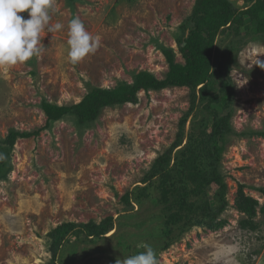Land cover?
<instances>
[{
  "label": "rangeland",
  "instance_id": "374dc122",
  "mask_svg": "<svg viewBox=\"0 0 264 264\" xmlns=\"http://www.w3.org/2000/svg\"><path fill=\"white\" fill-rule=\"evenodd\" d=\"M230 1L238 9L248 5L247 0ZM195 4L53 0L49 25L41 34V55L0 66V141L12 130H40L37 136L17 140L12 171L0 181V264H116L143 251L142 244L154 250L158 264H264V138L253 134L264 132V70L240 65L237 58L250 42L264 43L250 25L238 36H218L212 86L205 98L197 90L193 113L191 90L168 88L141 92L136 103L105 108L85 127L68 115L44 129L43 101L77 105L93 89L132 84L143 71L164 79L169 66L163 50L173 49L177 61L184 62L177 41L192 27ZM20 15L28 18L27 12ZM74 17L96 38L95 52L77 64L67 60V25ZM57 22L64 28L48 33L47 27ZM240 73L246 78L243 85L237 79ZM224 86L230 90L223 91ZM228 116L234 133L214 140L224 146L218 166L224 192L200 150L210 141L214 123ZM194 148L196 171L212 182L204 195L189 200L215 211L226 203L216 222L224 226L214 229L205 219L183 232L175 228L168 238L166 220L178 208L160 201L156 171L152 180L148 178L161 156L168 155L165 167H174L180 159H189ZM150 181L149 190H144ZM240 191L258 201L255 218L238 208ZM127 193L133 197L131 206L123 200ZM108 217L114 218L116 229L106 238L92 242L69 236L53 260L55 244L49 233L56 227L100 223ZM245 221H253L256 229L243 227Z\"/></svg>",
  "mask_w": 264,
  "mask_h": 264
},
{
  "label": "trees",
  "instance_id": "16d2710c",
  "mask_svg": "<svg viewBox=\"0 0 264 264\" xmlns=\"http://www.w3.org/2000/svg\"><path fill=\"white\" fill-rule=\"evenodd\" d=\"M247 4L246 7L238 9L230 0H196L190 19L192 27L187 28V35H183L177 41L183 63L177 61L173 49H164L163 53L169 71L162 80L157 79L150 72L143 71L134 76L132 84L121 83L113 89H93L77 105L59 106L43 101L42 110L47 117L44 129H51L54 123L63 120L68 115L76 116L78 119L77 125L85 127L97 120L105 108L136 103L141 92L149 93L150 91H160L168 88H189L192 92L189 112L193 113L198 98L197 90L203 91V97L205 98L209 86H212L211 82L214 75L212 56L218 36L221 33L230 32L238 36L241 34L243 27L250 25L257 34L264 38V0H247ZM222 90L229 91L230 87L224 86ZM39 131L28 133L12 130L6 139L0 141V181L6 180L12 171L11 154L17 140L37 136ZM233 133L229 116L216 121L210 141L206 143L204 150H200L204 158L214 167L213 180L224 192L226 185L218 172L224 146L218 145L214 140L217 138L224 140ZM253 134L264 138V132ZM242 136L245 135L242 134ZM197 151L196 148L191 150L192 155L188 156L189 159H180L174 167H165L168 155L161 156L154 164L153 174L148 178L152 180L156 171V175L159 176L160 201L166 205L173 202L171 207L178 208L177 212L171 213L167 217L165 236L168 238L174 234L175 228L183 232L185 228L202 225L201 222H204L205 219L211 222L214 229L224 226V222H216L218 216L225 211L226 203L215 211L208 205L201 206L195 201L189 200L191 195H204V190L212 182L207 176L197 172L198 169L195 167L198 158V155L196 156ZM182 153H185V151ZM186 182L192 184V188H188ZM147 183L148 185L143 188L146 191L149 190L150 187L148 186L152 182ZM174 184H182V189H175ZM220 196L221 200L225 199L224 194L221 193ZM132 198L131 193H127L123 200L126 205L131 206L133 203ZM174 198L176 199L173 200ZM237 204L238 208L250 219L257 216L258 201L246 197L242 191L239 193ZM195 215H200L202 218L198 219ZM201 219L202 221H200ZM242 224L246 229H256L253 221H245ZM115 229L114 218L112 217H108L100 223L94 221L86 224L64 223L49 233V237L55 244V247L52 250L50 249L53 260H56L58 251L65 244L67 237L74 236L78 239L83 236L88 241L94 242L106 238Z\"/></svg>",
  "mask_w": 264,
  "mask_h": 264
},
{
  "label": "clouds",
  "instance_id": "9594fccd",
  "mask_svg": "<svg viewBox=\"0 0 264 264\" xmlns=\"http://www.w3.org/2000/svg\"><path fill=\"white\" fill-rule=\"evenodd\" d=\"M53 0H0V66H15L25 63L33 57H39L44 50L41 34L50 22L49 10ZM28 13V18L20 13ZM64 25L60 22L47 27V32L60 31ZM67 60L77 64L96 49V38L85 28L78 18H72L67 25ZM264 43H249L237 56L239 64L251 65L264 70ZM237 76L241 85L244 80ZM144 250L136 255L117 260L116 264H158L154 250L142 244Z\"/></svg>",
  "mask_w": 264,
  "mask_h": 264
}]
</instances>
